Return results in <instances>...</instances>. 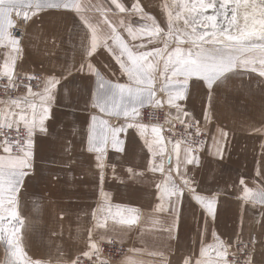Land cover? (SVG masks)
<instances>
[{"label": "crops", "instance_id": "crops-1", "mask_svg": "<svg viewBox=\"0 0 264 264\" xmlns=\"http://www.w3.org/2000/svg\"><path fill=\"white\" fill-rule=\"evenodd\" d=\"M80 2L91 9H86L84 15L98 26L99 32L110 31L103 24L107 16L130 46L145 45L133 47L134 51L163 47L159 41L148 43L151 37L133 41L125 28L119 27L123 21L125 26L139 29L151 24L147 19L151 16L167 32L169 12L163 0H117L124 6V12H120L112 0ZM137 2L142 13L133 9ZM17 19L13 14L14 26ZM28 21L21 36L14 35V27L9 29L12 37L19 41L21 51L18 54L13 52L8 40L0 43L3 72L4 64L8 63L13 76L39 75L42 83L38 93L43 92L49 78L56 77L60 81L54 91L51 118L45 121L47 132L40 133L37 129L33 137V171L19 195L18 213L24 222L20 229L21 244L26 247L28 257L49 264H74L77 258L90 251L92 242L98 240L118 241L121 244L118 245L132 250L120 264H164L165 261L166 264H184L186 259L202 258L187 252L186 246L191 237L202 234L204 247L210 251L216 237L226 242L232 237L240 238L239 246L251 252L253 264H264V204L259 203L258 198L245 199V188L252 193L264 188V77L238 67L234 73L226 74L223 86H214L211 93L199 86L202 81H190L186 99L178 101L182 108V112H178L167 104V93L159 91L167 80L162 75L164 61H159L153 73L155 99L161 101L162 106L158 108L168 112L173 126L170 130L161 129L165 150L155 157L157 165L163 163L164 171L153 173L149 170L152 155L145 139L151 143L152 126L148 127L144 138L136 128H128L126 134H120L124 141L122 153L112 149L109 143L101 182L98 154L87 150L90 117L98 115L107 119L111 127L135 123L136 118L108 117L94 106L97 93L103 95L105 92L102 80L110 84L129 83L128 78L103 47L91 57L87 56L91 32L75 12L45 8ZM176 35L181 34L177 32ZM174 47L176 41L170 43L169 51ZM89 62L100 72V77L88 71ZM82 64L85 67L80 71ZM34 103L39 105V96H35ZM150 106L153 105H145L139 112ZM5 108L1 121L9 112L16 114L9 120L18 121L22 112L31 118L27 104L20 102L17 107L8 103ZM189 124L193 126L188 127ZM179 125L185 126V130L175 131L174 127ZM187 127L195 130L189 134ZM21 128L24 129L22 123ZM222 133L227 135L222 136ZM195 134L200 135L199 140L195 139ZM177 141H180L179 171L174 150ZM188 148L193 149V155L200 161L199 166L187 165L188 177L195 182L198 194L216 200L215 218L185 191L178 208V227L169 232L172 209L157 211L161 203L157 185H163L171 174L173 182L183 187L180 177ZM217 149H222V158L216 155ZM127 209L137 210L135 223L121 222L129 218L127 211L122 216L116 215L118 210Z\"/></svg>", "mask_w": 264, "mask_h": 264}, {"label": "snow or ice", "instance_id": "snow-or-ice-1", "mask_svg": "<svg viewBox=\"0 0 264 264\" xmlns=\"http://www.w3.org/2000/svg\"><path fill=\"white\" fill-rule=\"evenodd\" d=\"M112 3L120 12L125 11L124 6L117 3V0H112ZM241 6L253 9L251 26L248 23L249 15L245 14L243 28H236L234 32L237 10ZM183 7L185 11L191 14V20L185 19L184 23L192 26L191 33L184 32L183 35H176L171 13L168 14L167 32L151 16H147L151 24L144 25L136 30L130 26H125L121 21L119 27L125 28L131 40L151 37L148 43L157 41L163 43V47H156L151 51H134L133 47L143 48L145 45L130 46L118 27L109 22L107 16L104 17L103 24L110 31L99 32L98 26L84 15L86 9H91L87 5L82 6L80 0H0V43L8 40L13 52L18 54L21 51L19 41L14 39L11 32H9V29L14 27L13 14L16 17H22L25 21L45 8L64 9L78 14L91 32V44L86 50L87 56L91 57L98 48L103 47L113 56L129 81V83L115 84L101 81V87H104L105 92L103 95L97 93L94 106L98 107L100 112L108 117L123 116L135 120L136 116L139 115V109L145 105L162 106L161 101L155 99L156 83L153 75L157 70L159 61H164L162 75L167 77L164 86L159 91L167 93V104L176 108L178 112H182L178 101L186 99L190 81H202L203 84L199 86L206 87L211 93L214 86H223L226 74L234 73L238 67L258 72L259 76L264 77V0H251V2L250 0H243V4L241 0H218V2L217 0H209V2L194 0L190 5L185 0ZM133 9L140 13L143 12L138 2L133 5ZM209 9H212V14L205 15ZM229 11L232 13L230 17ZM218 17H223V22L217 23ZM175 19H181V15L177 14ZM198 27L204 30L198 32ZM161 33H164V35L162 36ZM109 40L112 41L111 44H109ZM173 41H176V47L169 51L170 43ZM188 43L191 44V47L184 48L181 46ZM249 53H258V55H246ZM12 63L14 65L15 61L13 60ZM257 64L259 67H257ZM84 67L85 65L82 64L80 71H83ZM86 67L90 73L100 77V72L90 62ZM169 72L170 76L168 75ZM2 75L8 77L10 84L13 83V71L8 63L4 64ZM59 83L60 81L56 77L49 78L42 93H33L31 87H29V96H39L40 100L38 105L29 101L27 97L25 98V102L31 109V118L22 112L18 121L9 120L10 116L16 115L9 112L0 121V135L4 137L3 141L0 142V150L5 154L0 155V241L8 245V257L5 264H39L38 261L34 262L27 256L21 244L20 229L23 227L24 222L20 219L18 204L20 192L25 186V180L33 171V137L37 129L40 133L47 132L45 121L51 118V104L54 101V91ZM109 101H111V104H109ZM10 103L20 107V101L18 100H12ZM183 115L187 116L188 113H183ZM208 118L206 113L205 119ZM183 122L181 119V123ZM21 123L26 130V135L20 139H9L7 133L3 130L15 128L17 135H19ZM90 125L87 150L98 154L96 159L98 166L101 168V182L103 181V160L109 143L112 149L122 153L124 151V141L120 138L121 133L126 134L128 128H136L141 138H144L149 130L148 126L141 123H125L123 126L111 127L107 119L98 115L90 117ZM187 126L192 127L193 124ZM151 133L153 135L151 143L145 139L152 155L149 170L153 173L163 172V163L157 165L155 162V157L161 155L165 150L161 128L152 126ZM226 135L227 133H222V136ZM154 145H160V147L157 148ZM14 148L16 149L15 153ZM174 150L176 153V168L179 171L181 166L180 141L175 143ZM216 155L222 158V149H217ZM183 163L185 165L184 172L180 177L183 187L173 182L171 174L168 175L163 185H157L160 188L159 199L161 200V203L157 206V211H167L169 207L172 209L173 222L168 228L169 232L178 227V208L182 204L185 191L209 216L215 218L216 200L198 194L194 186L195 182L187 174V165L199 166L200 163L199 158L193 155V149H186ZM245 193L246 200L258 198V202L264 204V188L260 189L258 193H252L251 190L245 188ZM172 197H175V199L173 200ZM105 199L107 200V197ZM124 211H127L130 216L127 220L122 219L121 222L135 223L138 217L134 213L137 210H118L116 215L122 216ZM6 223L7 226H5ZM216 241L211 246V250L216 253V261L204 259L208 256L210 249L202 248L201 259L193 261L189 258L185 260L184 264H253L250 251L245 252L243 261L239 259L230 261L228 259V246L219 237H216ZM90 249L89 252L84 253V256L89 260L99 251L95 243L90 245ZM74 264H79V259ZM101 264H106V262H101ZM164 264H166V261Z\"/></svg>", "mask_w": 264, "mask_h": 264}, {"label": "built area", "instance_id": "built-area-1", "mask_svg": "<svg viewBox=\"0 0 264 264\" xmlns=\"http://www.w3.org/2000/svg\"><path fill=\"white\" fill-rule=\"evenodd\" d=\"M29 21H25L22 17H18L16 20V24L14 26L13 33L15 36H21L22 32L26 29ZM3 73V65L0 62V121L2 119V115L4 110L6 109V104L10 103L12 100H18L24 105L27 104L25 102V98L29 101L35 102V96H29L28 89L31 87L33 93H38L41 89L42 78L39 75H35L34 77L30 78H23L21 76H13V83L10 84L8 77L2 75ZM135 123H141L148 127L150 126H159L163 130H170L173 126L168 116V112L165 109L150 106L147 108L142 109L139 112V115L136 117ZM183 125H179L174 127L175 131L185 130L183 129ZM190 133L194 131L190 128H186ZM4 132L7 133L8 138L15 140L20 139L26 135L24 129H20L19 135L15 128L8 130L4 129ZM195 139L199 140L200 135L195 134ZM194 138V137H193ZM4 137L0 135V142H2ZM14 153L16 149H13ZM0 153H3L0 150ZM97 244L99 251L96 253L95 256L91 260L82 254L79 258V264H101V262H106V264H119L121 259L125 257L127 253H129L128 249H124L116 245L113 241L110 242H101L98 241ZM91 250V249H90ZM238 256V254L236 255ZM76 261V260H75Z\"/></svg>", "mask_w": 264, "mask_h": 264}, {"label": "rangeland", "instance_id": "rangeland-1", "mask_svg": "<svg viewBox=\"0 0 264 264\" xmlns=\"http://www.w3.org/2000/svg\"><path fill=\"white\" fill-rule=\"evenodd\" d=\"M163 1L168 6V12L172 14L173 23H174L173 26H174V29L176 30V33L179 32L181 35H183L184 32L191 33V27L192 26L191 25H185V23H184L185 19L191 20V14L189 12L185 11L184 7H183V5L185 3V0H163ZM186 2L190 5L191 3L194 2V0H186ZM205 2H209V0H205ZM217 2H218V0H217ZM229 7H231V5H229ZM29 11H32V10H29ZM239 13L240 12L237 10V21H236V25L234 26V32H235L236 28H243V26L245 24L244 23L245 22L244 19L243 20L239 19V16H240ZM177 14L181 15V19H179V20L175 19ZM210 14H212V9H209L208 12L205 13V15H210ZM231 14L232 13L229 11V17L231 16ZM249 18H250L249 21L251 22L252 16L251 17L249 16ZM249 21H248V23L251 26V23ZM221 22H223V17H218L217 23H221ZM224 23H226V22H224ZM203 30H204L203 28H200V27L197 28L198 32L203 31ZM181 46H183V47L188 46L189 47V46H191V44L188 43V44H184V45H181ZM103 209L104 208H102V210ZM199 218H200V221H201L202 217H199ZM211 221H213V220H211ZM5 226H7V223H6ZM248 232H250V231H248ZM245 233H246V231L244 232V235H245ZM201 237H202V234H200V236L197 235V237H195V236L191 237V239L188 241V243L186 245L188 247V251L187 252H189V253L194 252L195 253L194 256H196V257L200 256L201 249L205 248L204 247V243H203V239ZM116 238L124 239L125 236L124 237L116 236ZM219 239L224 241L225 244L228 246V250H229L228 251V259L230 261L237 260V259L243 261L245 259V252H248L249 250H247L246 247L239 246L240 238L232 237V238H229L230 240H228V242H226L227 240L225 241L222 238H219ZM236 239L238 241H236ZM96 241L98 242V240H96ZM96 241H93L92 243H96ZM216 242H217L216 239L213 240L211 246H213ZM115 244L118 245L120 243H118V241H117V243H115ZM120 245H118V246L121 247V248H124V247H122ZM23 247H24V251L26 252V247L25 246H23ZM126 249L129 250V253L126 254L127 256L132 254V250L131 249H129V248H126ZM231 249H233V251H230ZM237 254H238V256H236ZM27 256H28V254H27ZM191 256H193V255H190L189 257H191ZM7 257H8V245H7V243L0 241V264H5V260H6ZM123 258H126V257H123ZM123 258L121 259V261L124 260ZM204 259H210L212 261H216L217 257H216L215 251L211 250L209 252L208 256L204 257ZM32 261L35 262L36 260H32ZM38 262H39V264H49L48 262L42 261V260H39ZM120 263L121 262H119V264ZM70 264H72V263H70Z\"/></svg>", "mask_w": 264, "mask_h": 264}, {"label": "bare ground", "instance_id": "bare-ground-1", "mask_svg": "<svg viewBox=\"0 0 264 264\" xmlns=\"http://www.w3.org/2000/svg\"><path fill=\"white\" fill-rule=\"evenodd\" d=\"M250 2H251V0H250ZM241 3L243 4V0H241ZM238 11L240 12L239 13V15H240L239 16V19H242V20L244 19L245 14H248L251 17L252 16V13H253V9L251 7H244V6H241L240 8H238Z\"/></svg>", "mask_w": 264, "mask_h": 264}]
</instances>
